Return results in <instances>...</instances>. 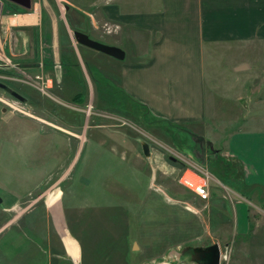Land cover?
Here are the masks:
<instances>
[{"label": "rangeland", "instance_id": "obj_1", "mask_svg": "<svg viewBox=\"0 0 264 264\" xmlns=\"http://www.w3.org/2000/svg\"><path fill=\"white\" fill-rule=\"evenodd\" d=\"M93 1L100 5L92 6ZM113 1L32 0L39 27L6 31L0 25L1 42H6L0 48V244L32 241L37 228L51 235L53 223L65 225L67 213L75 226L76 213L86 208L90 215L82 220L80 241L129 247L131 264H201L191 255L211 246H218L220 264H264V242H252L236 228L235 209L249 204L235 185L213 177L221 170L214 155L222 139L234 132L264 131V39L213 46L203 55L208 119L200 125H172L119 95L110 98L107 80H93L85 66L82 83L71 90L61 82L58 61L45 63L47 69L33 54L36 39L48 45L53 20L68 21L73 38L77 31L91 35L83 26L93 19L99 23L93 30L98 36L117 35L120 27L101 12ZM3 3L2 16L28 13L17 3ZM28 22L11 20L13 25ZM15 38L23 44L19 59L10 50ZM149 58L130 54L126 61ZM242 65L250 68L237 72ZM144 143L148 158L142 154ZM190 168L208 177V201L179 184ZM251 201L252 221L264 222L261 203ZM89 249L82 255L85 261ZM15 261L0 250V264Z\"/></svg>", "mask_w": 264, "mask_h": 264}, {"label": "crops", "instance_id": "obj_2", "mask_svg": "<svg viewBox=\"0 0 264 264\" xmlns=\"http://www.w3.org/2000/svg\"><path fill=\"white\" fill-rule=\"evenodd\" d=\"M31 1L29 6L27 1L14 2L28 13L14 17L1 15L0 25H4L6 31L12 26L39 27L42 21ZM82 2L85 0H77L78 4ZM97 5L100 1H93L92 6ZM101 12L120 27V33L98 36L93 32L99 24L96 19L88 25L82 22L83 27H89L91 35L81 33L96 42L121 49L125 61L79 44L76 32L73 38L72 27L65 20L51 22L53 34L48 45L36 39L33 54L42 58L47 66L58 61L62 68L61 82H66L71 90L82 83L85 72L82 66H85L93 80H107L111 87L110 98L119 95L120 99L144 108L154 119L172 125H200L208 119L203 55L210 53L213 46L245 38L264 39V0H115L105 4ZM18 17L30 22L13 25L11 20ZM60 30L65 32L62 37ZM1 40L0 48H3L6 42ZM10 42L12 55L21 58L23 44L17 38ZM46 51L51 56H46ZM130 54H149L150 58L146 62H127ZM95 60L107 68L97 66ZM214 157L221 170L213 177L223 184L235 185L233 187L245 199L243 202L249 204L245 207L241 202L235 209L238 233L252 242H264V222L255 224L250 214L251 200L260 202L264 208V131L230 133L222 139ZM87 214L90 212L86 208L76 213L75 227L68 222L67 213L62 221L65 225L59 224L60 220L53 221L51 235L48 230L37 228L38 235H33L32 241L24 238L23 241L2 242L0 250L6 258L15 257V264H131L133 255L129 247L121 245L117 250L115 242L80 241L84 233L82 220ZM86 246L91 248L87 251L90 262L82 257L87 255Z\"/></svg>", "mask_w": 264, "mask_h": 264}, {"label": "water", "instance_id": "obj_3", "mask_svg": "<svg viewBox=\"0 0 264 264\" xmlns=\"http://www.w3.org/2000/svg\"><path fill=\"white\" fill-rule=\"evenodd\" d=\"M11 2H16L15 0H8ZM28 2V6L30 5L31 0H26ZM24 3V2H23ZM75 36L79 44L94 50L95 52L104 54L106 56L112 57L116 60L122 61L125 59V53L121 51V49L101 44L99 42H96L92 39H89V37L86 34H83L81 32H76ZM250 67L249 65H242L240 67L236 68L237 72L248 70ZM143 152L145 157L150 156V148L148 144L144 143L142 145ZM196 260L200 262L201 264H220V250L218 246H211L204 249H196L194 250Z\"/></svg>", "mask_w": 264, "mask_h": 264}, {"label": "built area", "instance_id": "obj_4", "mask_svg": "<svg viewBox=\"0 0 264 264\" xmlns=\"http://www.w3.org/2000/svg\"><path fill=\"white\" fill-rule=\"evenodd\" d=\"M4 10L3 0H0V16ZM5 61V60H3ZM8 61V60H7ZM200 174L193 168L187 169L183 172L181 177H179V184L187 188L188 191H191L195 196H197L202 201H208L210 199V192L208 188V177H202Z\"/></svg>", "mask_w": 264, "mask_h": 264}, {"label": "flooded vegetation", "instance_id": "obj_5", "mask_svg": "<svg viewBox=\"0 0 264 264\" xmlns=\"http://www.w3.org/2000/svg\"><path fill=\"white\" fill-rule=\"evenodd\" d=\"M15 1H18V2H25L26 0H15ZM191 256H194L195 257V253L193 252V254Z\"/></svg>", "mask_w": 264, "mask_h": 264}]
</instances>
